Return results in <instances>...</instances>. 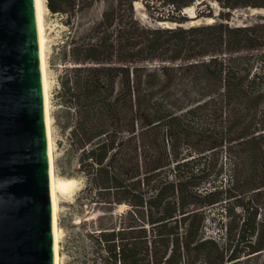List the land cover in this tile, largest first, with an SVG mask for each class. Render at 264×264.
<instances>
[{"label": "trees", "instance_id": "obj_1", "mask_svg": "<svg viewBox=\"0 0 264 264\" xmlns=\"http://www.w3.org/2000/svg\"><path fill=\"white\" fill-rule=\"evenodd\" d=\"M136 1L176 24L142 23ZM196 1L45 0L69 30L56 94L75 200L101 211L80 226L87 264H264V21H226L264 0H215L185 25Z\"/></svg>", "mask_w": 264, "mask_h": 264}, {"label": "water", "instance_id": "obj_2", "mask_svg": "<svg viewBox=\"0 0 264 264\" xmlns=\"http://www.w3.org/2000/svg\"><path fill=\"white\" fill-rule=\"evenodd\" d=\"M0 264H53L33 0H0Z\"/></svg>", "mask_w": 264, "mask_h": 264}, {"label": "rangeland", "instance_id": "obj_3", "mask_svg": "<svg viewBox=\"0 0 264 264\" xmlns=\"http://www.w3.org/2000/svg\"><path fill=\"white\" fill-rule=\"evenodd\" d=\"M211 7L214 18L217 16L218 10H221L220 6L215 0H205ZM197 0L192 4V12H189L183 8L182 12L189 18L185 25L197 24L206 22V17L194 18L197 10H207L204 4H199ZM191 6V5H189ZM46 7V3H45ZM135 15L137 18L146 24H157L158 21H152L145 12L141 2L134 3ZM205 12V11H204ZM228 19L226 20L231 25H242L250 23L256 20L264 21V8H237L228 11ZM89 17L96 15V10H91L88 14ZM211 20V21H212ZM192 21V22H190ZM210 22V21H209ZM43 23L45 32V60L47 78L49 83V113H50V125L52 133V155H53V170L54 174L61 177H70L74 179V186L71 187V191L66 193H57V226L59 228V254L60 264H87L82 258L81 245L79 240L80 226L85 221V226L93 225L95 217L101 212L97 209H93L95 205L88 204L87 201L79 204V201L75 200V197L79 189L83 186V178L76 174L74 168L76 163L73 156L68 155L65 152L66 143V131L61 127L64 118V109L60 104L59 97L57 96L58 88V76L62 71L66 61L63 59V50L65 42L69 36L68 26L65 24V19L62 15L52 13L46 7L43 10ZM174 23V22H173ZM166 22L167 25L173 24ZM225 160L224 157L221 158ZM227 166V164H226ZM225 166L224 171L221 174V179L228 176V171ZM124 206L115 207L112 214L113 219H116V215L122 212ZM235 212L239 211V208H234ZM211 217L207 222V232L217 239H221L224 235L220 233L219 224H224L225 218L221 208L213 207L210 211ZM110 219L108 214H105L101 219L107 221Z\"/></svg>", "mask_w": 264, "mask_h": 264}, {"label": "bare ground", "instance_id": "obj_4", "mask_svg": "<svg viewBox=\"0 0 264 264\" xmlns=\"http://www.w3.org/2000/svg\"><path fill=\"white\" fill-rule=\"evenodd\" d=\"M137 2V1H136ZM135 2V3H136ZM36 40H37V54L40 73L41 96L43 106V118L45 128V145L47 156V173H48V190L50 203V219H51V243H52V261L53 264H60L59 254V228L57 226V193H68L71 187L74 186V179L70 177H61L54 174L53 170V155H52V133L50 125L49 113V81L47 78L46 60H45V32L43 23V10L45 7V0H33ZM185 10L192 12V5L184 7ZM206 22L212 20L207 17ZM192 22V21H190Z\"/></svg>", "mask_w": 264, "mask_h": 264}]
</instances>
